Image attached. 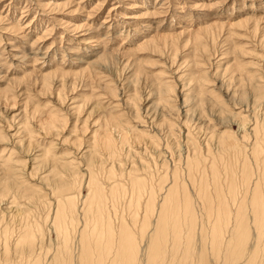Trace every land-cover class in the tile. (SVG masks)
<instances>
[{
	"label": "rangeland",
	"instance_id": "374dc122",
	"mask_svg": "<svg viewBox=\"0 0 264 264\" xmlns=\"http://www.w3.org/2000/svg\"><path fill=\"white\" fill-rule=\"evenodd\" d=\"M205 29L210 31L203 32ZM154 39L159 52H154L152 45L137 50ZM54 72L57 74L47 90L51 79L45 81L43 75ZM161 73V80L155 77ZM167 83L174 91L172 105L176 111L172 113L162 107L154 108L158 96L153 93L157 95ZM260 85L264 88V0H0V135L5 138L3 144L0 142V161L26 162L22 178L39 185L38 178L46 172L42 166L39 172L33 171L39 166L33 163V155H40L39 149L79 161L90 139L99 137L95 134L98 130L100 135H109L117 147L113 159L101 151L99 165L89 168L91 176L85 171V163H80L83 182L68 195L76 197L79 205L89 194L91 177L105 189L121 184L130 190L128 178H121L119 171L124 169L127 174L134 167L138 169L137 176L148 179V175L154 187L169 185L174 168L184 171L188 152L193 153L195 148L203 155L208 153L211 146L207 143L213 132L229 130L233 137L244 136L240 122L231 118L224 124L214 117L212 104L216 100L227 112L246 117L248 129L255 124L264 127V100L254 104L252 94L247 106L239 100L245 91L252 93L254 86ZM111 89L116 90L115 98L109 95ZM193 94L208 101L209 109H204V114L196 112L195 103H186L185 96ZM113 116H118V123L127 129V142L120 139L119 128L108 122ZM53 117L61 132L57 137L49 133L48 121ZM155 117L158 124L167 118L173 126L159 130ZM250 130L246 131L248 140L244 147L248 154L244 159L249 161L252 179L257 183L260 177L249 155L256 137ZM138 131H144L149 139H138ZM216 145L214 142L210 151L221 157L217 159L224 163L219 165L222 169L227 154L223 156ZM142 164L147 170L141 168ZM235 165L240 184V158ZM180 178L197 202L202 224L205 211L197 187L189 182L185 172ZM207 178L212 185L209 174ZM39 188L50 203L49 208L44 202H25L23 206L28 207L29 214L22 218L30 222L33 219V223L43 227V250L25 260L13 255V264H47V260L54 264L56 238L50 230L49 214L57 198L45 186ZM223 193L227 195V191ZM237 193V197H244L242 190ZM126 200L110 209L114 223L116 216L122 215L131 223ZM144 208L145 203L139 211L141 224ZM16 224H12L15 233L11 238L17 235Z\"/></svg>",
	"mask_w": 264,
	"mask_h": 264
},
{
	"label": "bare ground",
	"instance_id": "6f19581e",
	"mask_svg": "<svg viewBox=\"0 0 264 264\" xmlns=\"http://www.w3.org/2000/svg\"><path fill=\"white\" fill-rule=\"evenodd\" d=\"M246 22L247 20L238 25L242 26ZM208 30L210 31V29H205L203 32ZM167 38L160 37V40ZM156 43L155 39L148 41L140 45L137 50L143 51L152 45L155 49L153 51L159 52ZM54 74L57 73L43 75L45 81L51 79L50 84L46 87L47 90L51 89ZM163 75L161 73L155 77L157 76L161 80ZM159 90L157 95L153 93V96H158V105L154 104V108L162 107L168 109L169 113L176 111L175 106L172 105L173 88L167 83L165 88H159ZM109 93L112 98L116 97V90L111 89ZM251 94L254 104L261 103L264 100L263 86H254L252 93L245 91L239 98L240 103L249 105ZM185 97L186 103H195V108H198L196 112H199V115L204 114V109L205 111L209 109L207 108L208 101L204 98L200 99L196 94ZM192 98L194 99L192 100ZM216 102V104H212L214 117L224 124L231 118L240 122L245 135L238 139L236 136L230 135L229 130L213 132V135H209L212 137L208 136L207 144L212 147V144L216 142L215 147L218 146V149L223 151L222 155L227 154L226 165L222 169L219 167L224 163L221 162L222 160H218L221 157L218 158L212 153L213 151H210L211 147L208 148V153L206 151L205 155L195 151L194 148L191 154L187 151L188 155L184 159V171L181 172L182 169L178 166L173 169L174 173L171 174L173 181L169 185L162 184L159 187H154L152 181H148L149 176L146 173L148 179H143L137 176L138 169L135 170L133 167L127 174L123 173V169L119 172H121V178L124 176L128 178L130 190L121 184H115L108 190L91 177L88 185L89 194L86 200L79 205L76 197L68 195L77 188L79 182H83L84 175H81L82 171L79 172L80 163H85L87 166L85 171L91 176L89 168L99 163L101 151L105 152L110 159L116 156L115 139L109 135L101 134V136V132L98 133L99 130L95 133L99 134V137L94 136L90 139L91 143L88 148L82 151L79 161L69 159L66 155L56 157L57 154L54 155L53 150L39 149L37 153L40 155H33L34 166L37 164L39 166L38 169L34 167L33 171L39 172L41 166L42 170L46 171L44 176L38 178L39 185L29 184L26 181L28 178L26 180L22 178V168L25 167L26 162L16 163L11 159L0 161L1 164L3 163L0 164V206L4 204L7 206L5 209L0 207V264H13L11 261L13 255L24 257L25 260V257H32L43 250L46 237L43 227L38 223H33V219L30 222L24 221L22 218L29 214L28 207L23 206L25 202L40 201L39 203L43 204L44 202L49 208L50 203L46 202L45 194L42 193L41 188L38 189L39 186H45L57 198L56 204L53 209H50L49 214L51 218L50 230L53 231L56 238V250L52 257L54 264H264V127H260L258 124L249 126L251 134L256 137L255 144L249 151L260 177L256 183L251 176L253 172L249 167V161L244 159V155L248 154L244 146L247 145L246 131L250 129H248L249 123L246 117L229 110L227 112L218 100ZM78 108L76 107L75 110ZM118 118V116H113L108 122L117 129L119 128L122 132L120 139L127 142L129 133L118 123ZM56 120V117H53L48 121L49 133L55 137L60 136L59 133H61L56 128ZM154 120L156 121L157 117ZM165 126H173L167 118L161 120L158 129ZM167 130L169 131V129ZM2 136L0 135L1 143L5 141ZM137 138L147 141L149 136L144 131H138ZM74 144L79 146L77 142ZM239 158L242 163L240 184L235 165ZM100 167H103V162ZM141 168L147 170L143 164ZM184 172L189 182L194 183V187H197L198 198H200L205 211L204 218L202 217V220L205 221H202V224L196 209L197 202L193 200L180 178V175L184 176ZM110 174L115 176L114 171H110ZM208 174L212 185L207 178ZM224 190L227 191V195L223 193ZM239 190H242L243 198L237 197ZM146 194H148L147 203L145 202ZM158 197L162 198L161 201ZM122 199H127L126 204L131 223L123 215L116 216L115 221L117 222L114 223L111 213L109 214L110 209L116 208L117 203ZM109 200L111 203H108ZM144 203L146 209L144 208L141 224L139 211L144 207ZM30 210L34 209L30 208ZM16 222L18 223L16 224L18 226L17 235L11 238L14 232L12 224ZM198 226L200 230H198ZM23 263L25 264V262ZM27 264L39 263L28 262ZM47 264H49L48 260Z\"/></svg>",
	"mask_w": 264,
	"mask_h": 264
}]
</instances>
